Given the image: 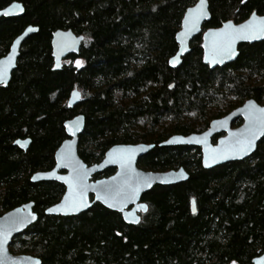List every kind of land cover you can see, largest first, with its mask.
I'll use <instances>...</instances> for the list:
<instances>
[{
	"label": "trees",
	"instance_id": "trees-1",
	"mask_svg": "<svg viewBox=\"0 0 264 264\" xmlns=\"http://www.w3.org/2000/svg\"><path fill=\"white\" fill-rule=\"evenodd\" d=\"M14 2L25 14L0 19V59L27 27L39 31L23 44L10 84L0 88V217L34 202L39 220L14 238L11 253L42 264H252L262 256L264 139L252 157L211 171L203 168L199 148L159 144L173 135L203 133L250 99L264 103V41L240 45L235 62L211 69L199 35L181 66L171 68L176 35L198 0H0V10ZM209 3L204 31L243 23L255 12L264 16V0ZM69 29L84 42L57 71L52 38ZM75 90L82 98L70 108ZM80 114L86 129L79 155L89 166L113 146L155 144L139 168L183 167L190 179L146 193L142 202L149 210L138 225L101 204L75 217L45 215L65 186L31 178L54 168L67 139L64 124ZM20 139L32 140L27 152L14 145ZM115 172L110 168L93 179Z\"/></svg>",
	"mask_w": 264,
	"mask_h": 264
},
{
	"label": "water",
	"instance_id": "water-1",
	"mask_svg": "<svg viewBox=\"0 0 264 264\" xmlns=\"http://www.w3.org/2000/svg\"><path fill=\"white\" fill-rule=\"evenodd\" d=\"M201 0L190 7L183 18L180 31L176 35V41L179 50L174 57H179V62L175 65H169L171 68H178L183 63L185 58L191 52L192 41L202 35V47L204 52V63L211 69L224 67L228 64L235 62L239 56V46L242 44H255L264 41V37L253 40H237L233 45L235 55L230 58H225L222 62L209 63L208 58L213 47L214 41H218V37H213L211 33L217 32L223 28L226 23L231 22L233 25H241L252 19L253 14L257 18H264L253 13L246 21L240 24H235L232 21L224 23L219 28H210L206 31L203 30L205 24L211 21L210 3L205 0L204 11L206 15L199 19L196 29L191 31L186 37L181 38L180 34L184 32L185 18L189 15V10L196 9L200 5ZM18 6V7H17ZM7 12V15L4 13ZM25 14V7L22 3L14 2L3 10H0L1 18H18ZM29 29H34L29 31ZM37 27L29 26L25 31L18 36L4 58L0 59V67H7V75L3 82H0V88H6L12 79L13 72L17 68L18 60L20 57L21 49L26 40L32 35L38 33ZM60 33L61 35H57ZM84 37L77 35L72 29L58 30L54 33L52 38L53 58L55 61V69L62 70L63 62L70 56H78L81 51ZM67 45V46H65ZM11 59V63H9ZM59 65V67H57ZM82 98L78 90L73 91L68 101L70 108L78 106ZM252 104L257 109H264V105L258 103L254 99L245 102L241 107L237 108L226 117L216 119L210 123L209 129L203 133L190 134V135H173L166 141L159 144L160 147H175V146H188L199 148L202 153V165L207 171L214 170L229 163L242 162L252 157L258 149L259 144L264 139V135H257L253 140L252 147L247 153H233L228 152L227 158H218L215 161L210 159L212 150L219 149L224 151L230 146L234 145L238 139L241 138L240 134H247L245 130L249 127V114L252 111L248 106ZM242 119L243 124L238 128H233V124ZM223 122V123H221ZM64 129L67 134V139L61 144L55 154V166L52 170L47 172H37L32 178V183L41 182H57L65 186V194L60 202L51 206L45 211L47 216L55 217H75L89 211L94 205L101 204L106 209L119 213L122 215L123 220L128 225H138L141 221V215L146 214L149 207L146 203L142 202L143 196L151 191L156 186H175L187 182L190 179V174L185 168L178 170H169L165 172H152L145 171L139 168L140 161L147 156L152 150L155 149V144H137V145H116L110 148L104 159L98 163L89 166L83 161L79 155V142L80 137L86 129V117L82 114L75 118L68 120L64 124ZM224 133L225 136L221 137L217 144L212 142L214 136ZM200 141V142H196ZM19 142V143H18ZM32 143L31 139L17 140L14 145L24 152H27ZM131 157L130 163L122 157ZM207 161V164H206ZM123 163V166H122ZM114 168L116 172L107 178L93 180L97 174H102L105 170ZM82 177V187H85L84 199L85 206L78 209H71L67 206L73 195V189L70 184H74L77 175ZM150 185V186H149ZM139 188V192L135 196L124 198V194L130 192L133 188ZM99 195V199L97 198ZM67 198V199H66ZM107 199V203L105 200ZM195 202V205H193ZM109 203L114 204V207H109ZM146 206L147 210H143L141 206ZM192 212L197 213V205L195 199L191 201ZM195 207V211H193ZM35 203L29 202L10 212H7L0 217V242L3 247L0 248V261L2 264H42L40 258L32 255H14L10 251V246L16 236L26 232L30 227L36 224L39 220V215L35 212ZM52 211H49V210ZM122 209V211H121ZM33 217H35L33 219ZM127 217V219H125ZM18 220H23L22 223H16ZM138 220L139 222H135ZM7 233V238L4 239V234ZM264 258V254L255 258L252 264H259V261Z\"/></svg>",
	"mask_w": 264,
	"mask_h": 264
},
{
	"label": "snow or ice",
	"instance_id": "snow-or-ice-1",
	"mask_svg": "<svg viewBox=\"0 0 264 264\" xmlns=\"http://www.w3.org/2000/svg\"><path fill=\"white\" fill-rule=\"evenodd\" d=\"M18 7V6H17ZM205 0H201L200 5L197 6L196 9L189 10L188 17L185 18L184 27L185 30L180 34V37H186L191 31L196 29L197 23L200 18L204 17L206 15L205 11ZM8 13L5 12L4 15H7ZM34 29H29V31H33ZM57 35H61L60 33H57ZM213 37H218V41H214L213 47L211 49V52L209 54L208 62L209 63H217L222 62L225 58H230L233 55H235L234 47L233 45L237 40H253V39H259L264 37V18H257L255 14H253L252 19L247 21L244 24L241 25H233L231 22L226 23L223 28L217 32L211 33ZM67 46V45H65ZM179 62V57H173V59L170 61L171 64L175 65ZM9 63H11V59H9ZM77 67L82 66V62L77 61L76 62ZM59 67V65H57ZM7 67H0V82H3L6 75H7ZM252 111L249 114V121L250 125L245 130L247 134H240L241 138L236 141V143L232 146H230L228 149L221 151L219 149L212 150V155L210 156V159L212 161L217 160L218 158H227L228 152L233 153H247V151L252 147L253 140L257 137V135H264V109H257L254 105L251 103L248 106ZM223 123V122H221ZM200 142V141H196ZM19 143V142H18ZM123 160H127L128 163H130L131 157H122ZM207 164V161H206ZM123 166V163H122ZM150 186V185H149ZM70 187L73 189V195L71 197L70 202L67 204L68 207L75 210L80 207L85 206V199H84V193H85V187H82V177L77 175V179L74 184H70ZM139 192V188H133L130 192H127L124 194V198H128L130 196H135ZM100 198L99 195L97 197ZM67 199V198H66ZM107 203V199L105 200ZM193 205H195V202H193ZM109 207H114V204L109 203ZM143 210H147L146 206H141ZM49 211H52L51 209ZM122 211V209H121ZM193 211H195V207H193ZM35 217H33L34 219ZM127 219V217H125ZM23 220H18L16 223H22ZM135 222H139L136 220ZM7 238V233L4 234V239ZM2 242H0V248H2ZM0 264H2V261H0ZM37 264L39 262L37 261ZM259 264H264V258H262L259 261Z\"/></svg>",
	"mask_w": 264,
	"mask_h": 264
},
{
	"label": "flooded vegetation",
	"instance_id": "flooded-vegetation-1",
	"mask_svg": "<svg viewBox=\"0 0 264 264\" xmlns=\"http://www.w3.org/2000/svg\"><path fill=\"white\" fill-rule=\"evenodd\" d=\"M207 30H208V29H207ZM246 102H247V101H246ZM258 103H259V102H258ZM260 104L264 105V103H260ZM240 107H241V106H240ZM238 108H239V107H238ZM236 109H237V108H236ZM236 109H235V110H236ZM233 111H234V110H233ZM233 111H231V112H233ZM231 112H230V113H231ZM230 113H229V114H230ZM227 115H228V114H227ZM227 115H226V116H227ZM226 116H224V117H226ZM222 118H223V117H222ZM213 121H214V120H213ZM242 124H243V120H242V119H238V120L233 124L232 127H233V128H238V127H240ZM209 126H210V125H209ZM208 129H209V128H208ZM208 129H207V130H208ZM204 132H205V131H204ZM223 136H225L224 133H222V134H218V135L214 136L213 139H212V142H213L214 144H217L218 140H219L221 137H223ZM215 137H218V139H217L216 142H214V138H215ZM93 180H94V179H93ZM97 180H98V179H97Z\"/></svg>",
	"mask_w": 264,
	"mask_h": 264
},
{
	"label": "rangeland",
	"instance_id": "rangeland-1",
	"mask_svg": "<svg viewBox=\"0 0 264 264\" xmlns=\"http://www.w3.org/2000/svg\"><path fill=\"white\" fill-rule=\"evenodd\" d=\"M78 61L82 62V66H83L84 62H83L82 60H78ZM75 64H76V63H75ZM76 66H77V65H76ZM82 66H81V67H82Z\"/></svg>",
	"mask_w": 264,
	"mask_h": 264
}]
</instances>
